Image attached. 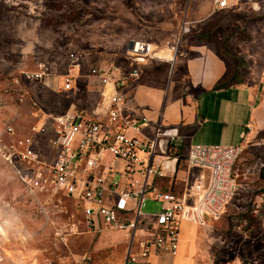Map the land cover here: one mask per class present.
<instances>
[{"label":"rangeland","instance_id":"1","mask_svg":"<svg viewBox=\"0 0 264 264\" xmlns=\"http://www.w3.org/2000/svg\"><path fill=\"white\" fill-rule=\"evenodd\" d=\"M210 8V0H0L1 139H30L41 164L49 162V114L90 109L100 98L101 81L88 74L91 67L117 66L126 74L135 64L166 62L167 88L175 96L246 75L253 59H264V10ZM134 39L152 42L161 58L128 63ZM75 63L73 86L63 90L61 74ZM39 70L42 78L27 76ZM259 91L235 159L234 195L216 219L179 224L182 237L195 227L198 264H264V71ZM7 124L13 134L4 132ZM40 125L44 131L31 130ZM41 164L0 153V264H73L85 255L92 264H121L123 233L88 230L77 202L49 188L43 172L37 177ZM141 210L155 212L158 203L145 197Z\"/></svg>","mask_w":264,"mask_h":264},{"label":"built area","instance_id":"2","mask_svg":"<svg viewBox=\"0 0 264 264\" xmlns=\"http://www.w3.org/2000/svg\"><path fill=\"white\" fill-rule=\"evenodd\" d=\"M211 4V11L242 4L252 12L264 10V0H211ZM154 48L149 41L131 40L126 50L128 63L156 58ZM77 69L76 63L70 64L61 74V89L71 88ZM43 73L39 70L27 76L39 79ZM88 74L100 79V98L90 109L49 114L47 143L53 150L49 162L41 164L30 139L12 138L5 143L0 137V153L9 161L26 158L43 165L37 177L43 172L42 180L49 188L75 200L86 228L94 234L121 231L125 242L121 264H139L153 254L173 252L181 221L202 225L216 219L234 195L235 159L241 143H191L182 149L177 125L134 114L123 105L122 73L117 66L91 67ZM44 129L43 125L31 126L33 131ZM4 132L13 134V129L7 124ZM180 167L179 192L154 187L155 176H172ZM145 197L155 200L158 210L143 212ZM73 264L92 263L85 255Z\"/></svg>","mask_w":264,"mask_h":264},{"label":"crops","instance_id":"3","mask_svg":"<svg viewBox=\"0 0 264 264\" xmlns=\"http://www.w3.org/2000/svg\"><path fill=\"white\" fill-rule=\"evenodd\" d=\"M169 38L162 40L163 43L167 44ZM258 60L259 63L255 64L256 59H253L249 72L239 79L223 86L219 85L223 82L219 79L217 83L211 82L204 89L183 91L184 94L180 96H175V90L167 88V72L164 69L166 62L149 60L147 63L135 64L129 73H122L120 91L124 97L123 105L134 114L158 118L163 124L177 125L182 149L191 143H239L242 136L246 137L248 134L246 130L260 97L259 85L264 71V59ZM168 62L170 64L171 61ZM168 95L174 97L168 99ZM182 176L183 168L180 167L172 176H155L152 184L160 190L179 192ZM188 223L196 225L194 222ZM194 231L195 227L192 226L186 231L185 237L179 232L173 252L153 254L141 264H198L194 256Z\"/></svg>","mask_w":264,"mask_h":264},{"label":"trees","instance_id":"4","mask_svg":"<svg viewBox=\"0 0 264 264\" xmlns=\"http://www.w3.org/2000/svg\"><path fill=\"white\" fill-rule=\"evenodd\" d=\"M228 82H230L229 79L223 81V82L220 83L219 85H220V86H223V85L227 84ZM263 169H264V163H263L262 166L260 167V171H259V175H260V176H261V175L263 176V174H262V172H261Z\"/></svg>","mask_w":264,"mask_h":264},{"label":"bare ground","instance_id":"5","mask_svg":"<svg viewBox=\"0 0 264 264\" xmlns=\"http://www.w3.org/2000/svg\"><path fill=\"white\" fill-rule=\"evenodd\" d=\"M130 43H131V41L129 42V45H130ZM3 230H4L3 227L0 226V231L2 232Z\"/></svg>","mask_w":264,"mask_h":264},{"label":"water","instance_id":"6","mask_svg":"<svg viewBox=\"0 0 264 264\" xmlns=\"http://www.w3.org/2000/svg\"><path fill=\"white\" fill-rule=\"evenodd\" d=\"M136 59H140V58H136Z\"/></svg>","mask_w":264,"mask_h":264}]
</instances>
